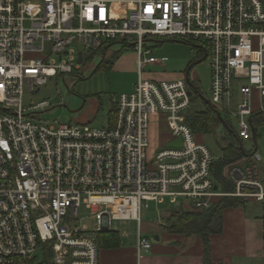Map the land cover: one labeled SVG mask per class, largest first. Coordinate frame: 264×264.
Instances as JSON below:
<instances>
[{
	"label": "built area",
	"instance_id": "obj_1",
	"mask_svg": "<svg viewBox=\"0 0 264 264\" xmlns=\"http://www.w3.org/2000/svg\"><path fill=\"white\" fill-rule=\"evenodd\" d=\"M154 38L205 52L208 101L236 119L239 139L252 141L254 92L264 101V0H0V264H100L96 237L118 220L138 222L137 250L150 251L143 211L167 199L199 213L237 197L258 203L264 216L261 154L227 165L234 190L222 189L214 154L187 121L195 108L187 78L143 76L148 65L165 63L147 47ZM114 41L137 53L140 74L132 92L114 99V125L34 117L48 102L25 103L27 92L78 73ZM153 116L170 135L156 152ZM176 140L181 146H169ZM83 207L94 231L77 225Z\"/></svg>",
	"mask_w": 264,
	"mask_h": 264
},
{
	"label": "rangeland",
	"instance_id": "obj_2",
	"mask_svg": "<svg viewBox=\"0 0 264 264\" xmlns=\"http://www.w3.org/2000/svg\"><path fill=\"white\" fill-rule=\"evenodd\" d=\"M115 10L122 15H126V7L116 5ZM147 47L152 49V55L165 60L164 64H152L143 69V76L152 80H160L162 74L178 73L188 70L192 63L202 59L200 63L194 64L190 71V78L196 76L197 85L202 96L206 99L210 96L211 85V67L210 60L205 58V52L199 51L193 46L182 42L179 39L173 38L158 39L154 38L147 42ZM135 51L124 47L121 42L113 43L109 46L106 52V57L112 58L113 68H100L95 71L96 67L102 60L101 52L94 53L83 65V68L74 75L67 74L63 77H54L42 87L39 92L26 93L24 102H33L38 104L40 102H48L47 106L40 108L34 114L39 120L48 123L56 122H90L93 126L101 127L108 124L109 111L114 103V99L120 94L131 90L133 84L139 78V70L134 69L132 62L135 57ZM122 58V60H118ZM122 61V64L121 62ZM164 78V77H163ZM85 101V102H84ZM84 103V105H83ZM83 105V106H82ZM256 106V104H254ZM205 102L201 98L199 107L197 109H204ZM229 124L233 130H237L238 123L235 118L229 119ZM166 122L163 118L153 116L151 119L150 138L152 148L155 152L160 149L161 139H163L167 132ZM226 127L222 123L219 131L214 134H200L199 141H204L216 158L222 157V149L218 142ZM257 141L261 155H264V123L257 128ZM254 141H245L243 145L247 153L254 149ZM158 147V148H157ZM151 148V151H152ZM259 207L258 203H254ZM178 205L170 203L167 199L162 204L154 202L150 203L149 208L144 209L142 215L141 232L147 237L152 244L158 242L155 240V235L158 233L162 235L168 227V217L173 213L170 212L162 217V213L169 210H176ZM186 212H191L185 210ZM193 213V212H192ZM92 216V212L85 207L81 208L79 213L80 228L84 225L88 226L89 231H94L95 220L88 218ZM162 217V218H161ZM162 220L165 225H162ZM107 231H113L119 234L121 242V251H132L136 249L138 242L139 224L133 220H118L113 221L112 226ZM100 242V236L96 237ZM102 255V253H100ZM40 255V253H38ZM101 264V262H100Z\"/></svg>",
	"mask_w": 264,
	"mask_h": 264
},
{
	"label": "crops",
	"instance_id": "obj_3",
	"mask_svg": "<svg viewBox=\"0 0 264 264\" xmlns=\"http://www.w3.org/2000/svg\"><path fill=\"white\" fill-rule=\"evenodd\" d=\"M200 51V50H199ZM132 66L138 70V55L135 52ZM122 60L119 58L118 60ZM201 59V58H200ZM122 64V61H120ZM114 64L112 63V68ZM186 72L162 74L160 80H177L186 77ZM164 77V78H163ZM191 79V78H190ZM155 80V79H154ZM138 81V79H137ZM136 81V82H137ZM192 83L198 87L196 76L191 79ZM136 82L131 90L124 93L132 92ZM198 89V88H197ZM199 91V89H198ZM197 92V91H195ZM254 113L264 110V101L260 100L259 93L254 92ZM203 99V97H201ZM204 101V100H203ZM205 102V101H204ZM206 104V103H205ZM199 103L195 105L197 109ZM216 110V109H215ZM218 111V110H216ZM220 112V111H219ZM222 117L226 115L220 112ZM227 116V115H226ZM228 117V116H227ZM224 118V117H223ZM229 119V117H228ZM252 121V117H251ZM87 122V121H84ZM253 123V121H252ZM225 125V123H223ZM166 127H168L166 125ZM255 130V127H254ZM168 132V128H167ZM254 134V132H253ZM200 134H197V137ZM169 133L161 139V146L168 143ZM254 149L245 155H250L253 151L259 149V144L254 134ZM204 142V141H203ZM242 141L241 147L244 152L245 147ZM152 148V145H151ZM158 148V147H157ZM155 148L153 147L152 150ZM215 156V155H214ZM261 169L264 176V155H261ZM216 158V156H215ZM218 159V158H216ZM259 205V204H258ZM173 212L169 210L162 213V217ZM161 217V218H162ZM162 225L165 223L162 220ZM165 232L159 236L158 242L152 244L150 251H141L136 249L132 251H121L120 246L114 249L101 248L100 254L101 264H202L204 258V244L200 235L195 233L170 232L164 228ZM218 230V227H215ZM155 235V236H156ZM264 226L262 208L253 205V202H245L237 207H228L223 210L221 229L209 234V242L211 247V259L213 264H264Z\"/></svg>",
	"mask_w": 264,
	"mask_h": 264
},
{
	"label": "trees",
	"instance_id": "obj_4",
	"mask_svg": "<svg viewBox=\"0 0 264 264\" xmlns=\"http://www.w3.org/2000/svg\"><path fill=\"white\" fill-rule=\"evenodd\" d=\"M166 40V39H165ZM119 41H114L116 43ZM121 42V41H120ZM184 42V41H182ZM186 43V42H184ZM198 49L197 47L193 46ZM199 50V49H198ZM102 53V60L96 67L95 71L104 67L112 68V58L106 57L107 45H104L100 51ZM96 52V53H98ZM194 84V82H193ZM199 89V87H197ZM202 94L197 91L192 96L193 105H197L201 101ZM110 125H114L117 117V108L113 103L109 111ZM226 130L224 134L220 135L218 142L222 149V157L216 159L213 173L217 182L220 183L223 190H234V186L226 181L224 178V170L227 165L239 161L241 158L247 156V152L243 151L241 147L242 140L239 139L235 130L229 124V119L223 115ZM187 121L196 134H214L216 135L223 123L217 116L215 108H210L207 104L204 109L194 108L188 113ZM253 125L255 127L256 138L257 128L264 123V110L254 113L252 115ZM245 202L237 197H223L218 200L210 209L204 212H186L183 209L173 210V213L168 217V230L175 233H195L201 236L204 244V258L202 264H213L211 259V247L209 242V234L214 231H220L223 210L228 207H237L243 205ZM264 226V216H263ZM218 227V230H215ZM100 246L105 249H114L120 246V236L113 231H104L99 234ZM264 239V237H263Z\"/></svg>",
	"mask_w": 264,
	"mask_h": 264
},
{
	"label": "water",
	"instance_id": "obj_5",
	"mask_svg": "<svg viewBox=\"0 0 264 264\" xmlns=\"http://www.w3.org/2000/svg\"><path fill=\"white\" fill-rule=\"evenodd\" d=\"M82 60H83V55H82V53H80L79 61L82 62ZM201 61H202V59H198V61H196L195 63H192V65L190 66V68H189V69L187 70V72H186V78H187V80L189 81L190 86L192 87V89L195 90V91H198V89H197V87L192 83V81H191V79H190V71H191V68H192V66H193L194 64L200 63ZM192 94H193V92L190 91V95H192ZM202 97H203V100L205 101V103H206L210 108H213V107L211 106L210 102L208 101V99H206L204 96H202ZM84 102H85V101H84ZM83 105H84V103H83ZM83 105H82V106H83ZM216 113H217L218 118H219L223 123H225L224 118L222 117L221 113H220L219 111H216ZM253 132H254V134H255V130H254V129H253ZM169 146H181V141H180V140L173 141V142H171V143L169 144ZM215 188H217V186H216ZM154 238H155V240H158V239H159V236L156 235Z\"/></svg>",
	"mask_w": 264,
	"mask_h": 264
}]
</instances>
